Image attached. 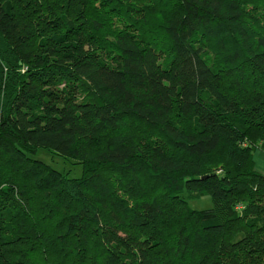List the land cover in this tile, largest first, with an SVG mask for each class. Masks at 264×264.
<instances>
[{
  "label": "trees",
  "instance_id": "trees-1",
  "mask_svg": "<svg viewBox=\"0 0 264 264\" xmlns=\"http://www.w3.org/2000/svg\"><path fill=\"white\" fill-rule=\"evenodd\" d=\"M258 150L264 0H0V264H264Z\"/></svg>",
  "mask_w": 264,
  "mask_h": 264
},
{
  "label": "rangeland",
  "instance_id": "rangeland-1",
  "mask_svg": "<svg viewBox=\"0 0 264 264\" xmlns=\"http://www.w3.org/2000/svg\"><path fill=\"white\" fill-rule=\"evenodd\" d=\"M36 158L45 162L48 165H51L57 170L72 172L71 174L73 176H77V175L80 176L82 173V170L78 167H75L73 162H70L69 160H63L59 158L58 156L51 155L45 151H40L36 155ZM189 205L192 209L198 210V211L209 210L213 208L212 199L207 196L203 197L200 200H191L189 202Z\"/></svg>",
  "mask_w": 264,
  "mask_h": 264
},
{
  "label": "crops",
  "instance_id": "crops-1",
  "mask_svg": "<svg viewBox=\"0 0 264 264\" xmlns=\"http://www.w3.org/2000/svg\"><path fill=\"white\" fill-rule=\"evenodd\" d=\"M255 169L264 175V151H257L254 154Z\"/></svg>",
  "mask_w": 264,
  "mask_h": 264
}]
</instances>
